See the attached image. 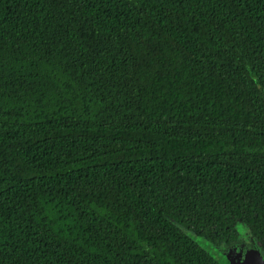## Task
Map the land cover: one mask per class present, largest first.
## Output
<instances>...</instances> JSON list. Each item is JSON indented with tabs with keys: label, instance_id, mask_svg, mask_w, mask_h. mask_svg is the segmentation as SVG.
Returning a JSON list of instances; mask_svg holds the SVG:
<instances>
[{
	"label": "trees",
	"instance_id": "1",
	"mask_svg": "<svg viewBox=\"0 0 264 264\" xmlns=\"http://www.w3.org/2000/svg\"><path fill=\"white\" fill-rule=\"evenodd\" d=\"M264 259V0H0V264Z\"/></svg>",
	"mask_w": 264,
	"mask_h": 264
},
{
	"label": "rangeland",
	"instance_id": "2",
	"mask_svg": "<svg viewBox=\"0 0 264 264\" xmlns=\"http://www.w3.org/2000/svg\"><path fill=\"white\" fill-rule=\"evenodd\" d=\"M196 239L199 241L200 244L206 247V249L209 250L215 257L217 256V258L222 256L221 253H226L231 258H234L236 260H242L245 257H247V260L249 261H252L250 258L257 259L260 262H262L261 260H264L258 255L260 254L258 242L252 237L248 229H243L240 241L232 244H224L220 247L215 246L211 242L207 241L205 238L197 237Z\"/></svg>",
	"mask_w": 264,
	"mask_h": 264
},
{
	"label": "water",
	"instance_id": "3",
	"mask_svg": "<svg viewBox=\"0 0 264 264\" xmlns=\"http://www.w3.org/2000/svg\"><path fill=\"white\" fill-rule=\"evenodd\" d=\"M221 255L222 256H220L219 258H217V256L216 257L214 256L221 264H262V263H264V260H261V259L260 260L262 262L258 261L257 259H254V258H250L252 261H249V260H247V257L243 258L242 260H236L234 258H231L226 253L225 254L221 253ZM258 255L261 257L260 254H258Z\"/></svg>",
	"mask_w": 264,
	"mask_h": 264
}]
</instances>
